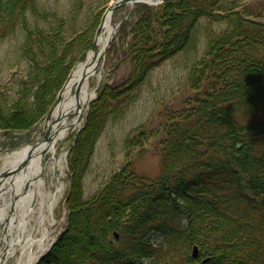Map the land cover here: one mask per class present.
<instances>
[{
    "label": "trees",
    "instance_id": "1",
    "mask_svg": "<svg viewBox=\"0 0 264 264\" xmlns=\"http://www.w3.org/2000/svg\"><path fill=\"white\" fill-rule=\"evenodd\" d=\"M110 1L0 0V45L14 39L0 58L2 131L43 119ZM108 51L130 71L90 106L67 156L65 227L37 264H264V0L139 4ZM177 58L179 88L190 94L159 114V174L139 175L126 151L86 197L84 176L107 121ZM149 132L132 130L124 147H141Z\"/></svg>",
    "mask_w": 264,
    "mask_h": 264
},
{
    "label": "rangeland",
    "instance_id": "2",
    "mask_svg": "<svg viewBox=\"0 0 264 264\" xmlns=\"http://www.w3.org/2000/svg\"><path fill=\"white\" fill-rule=\"evenodd\" d=\"M67 1L68 0H52L54 3L52 5L55 6L57 2L64 7V3ZM126 12L127 7L120 8L118 11L114 12L111 17V25L113 26L123 18ZM13 43L14 39L10 38L0 45V58L3 57V54H7L3 51L10 49ZM117 57L118 55L115 52L108 51L105 53L101 69L103 85L108 84V86H113L120 84L128 75L130 71L129 63L127 61L117 62ZM183 60L184 59L179 58L173 59L156 67L152 71L149 81L145 82L140 87V90H138L140 95L137 94L139 98L135 103L132 104L129 109L125 110L117 119L112 120L111 117L109 118L110 120L107 121L102 135L95 145L91 163L84 176V195L86 197L93 194L101 185H104L112 173L120 169L126 160V151H128L130 160L133 162L134 170L139 175L154 178L159 174L160 156L158 142L161 138L158 128L161 122L159 114L169 113L170 111L173 112L174 108L179 105L180 100L190 94L187 88L184 89V86L179 88V85L184 82L181 76L184 73L182 67ZM16 68L17 67H13L10 71L14 72ZM7 77H9L8 70H4L3 81L7 79ZM97 81L98 79L96 77L90 80V85L93 89ZM86 112L87 110L84 111L79 125L71 130L65 139L60 140L56 144L55 151H47L43 156L45 160L40 177L45 181V190L48 192L52 191L54 194L56 193L57 198L54 204L50 206V209L48 207L51 204L50 200H45L46 220L44 226L48 231L45 238H43L44 250H40L37 243H34L31 249L32 254L37 255V259L49 249L65 227L67 211L64 206V197L69 187L68 150L78 129L83 125ZM44 124L45 121L43 119L25 134H5L6 132L4 133L0 129V157L4 156V152L7 149H12V147H14L13 145H16L15 143H17V145L14 148L19 147L18 145L22 143H24V145L35 143L44 134ZM138 127L144 128L147 132L150 131L147 139H142L140 142L141 147H124L123 140L128 137L127 135L132 132V130ZM55 158L61 161V167L50 170L48 165H50ZM58 188L60 191H56ZM34 217L35 213L29 215L27 229H32L34 226ZM35 234L41 236L40 232H36ZM156 238H160V235L157 234ZM1 246L3 249L5 248L4 244ZM17 253L15 259L9 264L18 263L17 258L21 260L25 259L20 249Z\"/></svg>",
    "mask_w": 264,
    "mask_h": 264
},
{
    "label": "bare ground",
    "instance_id": "3",
    "mask_svg": "<svg viewBox=\"0 0 264 264\" xmlns=\"http://www.w3.org/2000/svg\"><path fill=\"white\" fill-rule=\"evenodd\" d=\"M110 30L109 14H107L103 22L104 33L100 34L96 41L95 52L90 51L86 60L78 63L71 71L62 88L59 99L52 109L49 122H46V140H38L39 144H37L36 149L34 148L30 152L29 162L25 168L17 166L23 162L28 154L29 147H22L11 154L6 153V156L2 158V167L10 169L5 171L1 178V184L10 188L12 194L20 198L18 204L24 210L22 218H18L16 213V219L14 220L16 223L14 225H12V222L8 224L7 233L12 235V239L7 243V250L4 253L7 256L12 255L14 257V248L16 246L20 247L25 259L17 258V264H34L37 259V255L31 252L34 243L38 244L40 250H44L43 238H45L48 231L44 226L46 220L45 200H50L51 204L48 206L50 209L57 195L52 193V191L48 192L45 190V181L40 177L44 164L42 162L43 156L47 151H55L56 144L60 140L65 139L69 132L79 125L80 114L84 113L88 103L94 96L90 80L94 77L99 80L102 76V61H99L98 57L109 39ZM79 84L82 85L80 92L75 95L73 88ZM48 166L50 170L58 169L61 167V161L55 158ZM10 171H16V174H8ZM56 191H60V189L58 188ZM0 195H2L1 199L3 201L4 193H0ZM3 203L5 205V202ZM32 213H35V224L32 229H28L27 237L24 238L28 223L27 216ZM36 232H40L41 236H37ZM10 260L12 261L13 258ZM0 264L3 263L0 262Z\"/></svg>",
    "mask_w": 264,
    "mask_h": 264
},
{
    "label": "water",
    "instance_id": "4",
    "mask_svg": "<svg viewBox=\"0 0 264 264\" xmlns=\"http://www.w3.org/2000/svg\"><path fill=\"white\" fill-rule=\"evenodd\" d=\"M164 1H167V0H116V1L111 2L110 5L107 7L106 12L101 17L100 23H99V25H98V27L96 29V32H95L94 41H93L91 50L94 51V49H95L96 40H97L98 36L101 33V30H102V27H103L104 18L106 16L107 12H112L114 9H116V8L122 6V5H129L130 7H132V6H134L135 4H138V3H144V4H147V5H158V4H160V3L164 2ZM113 31H114V29H112L111 36L113 35ZM110 43H111V38L107 42V45H106L105 49H107V47L110 45ZM103 56H104V51L101 52V54L99 55V58H101ZM80 88H81V84L77 85V87L75 89V95H78V93L80 91ZM48 116H49V114H48ZM194 256H196L195 250H194Z\"/></svg>",
    "mask_w": 264,
    "mask_h": 264
}]
</instances>
